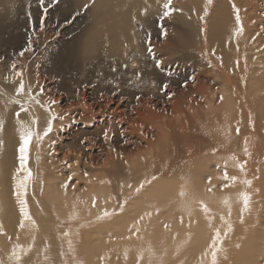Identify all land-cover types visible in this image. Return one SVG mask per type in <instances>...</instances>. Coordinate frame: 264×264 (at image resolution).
<instances>
[{
    "label": "bare ground",
    "instance_id": "1",
    "mask_svg": "<svg viewBox=\"0 0 264 264\" xmlns=\"http://www.w3.org/2000/svg\"><path fill=\"white\" fill-rule=\"evenodd\" d=\"M24 1L0 0V28H4V23H10L14 28L18 18L17 13L19 14L22 10ZM78 1L91 5L87 10L89 22L86 26L84 25L82 33L79 29L81 34L67 46L68 62L74 61V65L68 64L64 74L70 76L60 75L62 79L60 84L68 85L65 89L72 108L62 110L61 103L59 104L62 96L57 97L53 90L49 91V88H52L50 84L44 87L42 84L45 80L39 73L34 76L27 74L30 75L29 77H18L8 64L7 66L0 63V128H2L0 130V224L3 225V231L0 232V261H3V264L41 263V257L37 255L29 257L27 253L34 250L36 246L39 247L38 244H42L41 242L36 244L33 239L39 233L41 236V232L46 231L39 227L40 223L38 228L36 224L33 226L30 222L23 220L19 211V202L15 197L19 167L17 147L20 125L23 123L25 127L36 128L42 133L49 118L46 109L36 104L31 96H36L43 105H47L50 100H55L53 111L58 118L49 136L40 143H37L35 138L33 140L28 165L33 172V181L28 187V205L35 222L41 220L55 222L56 218H60L57 221L61 223L59 228L64 232L74 228L82 231L87 229V225L81 223L82 220L76 225L71 224L69 218L73 213L76 214L77 219L83 218L85 213L80 210L93 207V199L96 202L94 207H104L108 202L116 211L120 201L127 197L119 193V188L133 182L137 185L151 181L146 185L148 191L145 194L133 196L130 200L128 197V205L145 206L142 203L136 204L139 200L147 203L146 206L150 205L140 212L143 215L154 213L156 209L162 208L161 213L166 211L169 219L177 218L178 215L192 218L185 211V206L191 208V215L203 213L202 210L195 208L199 205L197 202L201 200L206 201L208 206L215 210H226L225 207H220L222 199L218 200L215 193L206 190L209 186V176L212 177V185L217 186L218 182L220 184L224 182L213 172H206V167L211 165L206 163L204 168L198 169L199 161L194 163V166L191 165L192 168L188 167L189 171H187L180 168L184 165L178 168L174 165L141 161V152V156L138 157L134 151H140L144 146H139L140 149L138 146L132 147L138 145L143 139L147 140L151 147L150 151L154 148L157 151L158 145L168 141H171L174 146V142L178 139L177 126L179 129L184 128V136L188 140L197 135L193 126H197L199 121L208 118L212 121L209 127L211 133L221 150L243 156L246 147L247 151L254 152L256 156L263 153L264 137L260 130L264 128V93L258 97L256 94L260 89L264 90V0H212L211 4L208 0H173V7L176 6V2L181 3L179 9L173 13L174 19L180 25L179 30L190 41L189 46H182L181 51H186L184 54L194 58L199 66V74L181 90L177 88L174 96L177 93H179L178 97L198 93L201 98L196 100L192 96L188 105L185 101L184 105L179 107L174 105L175 100L169 98V101L173 100L170 103L173 111L170 112L165 111L163 107L155 109V103L153 104L149 98L152 94L150 89L160 88L164 82L176 86L184 81V77L181 76L178 79L166 77L162 69L155 65V60H161L166 65L168 62L170 64L175 62V59L164 58L161 53L162 49L165 50L169 46L166 38H160L163 30L160 29L157 20V17H161L162 4L165 0ZM233 5L240 9L243 32L239 35H236L238 24L235 20ZM72 9L73 6L70 5L63 9L65 18ZM149 34L156 39L160 38L161 41L152 43L158 46L159 53L155 56V60L153 53L148 51L150 46L148 38H151ZM253 36H256L255 40ZM106 62H111L109 69H106L108 67ZM207 64H211L208 66L210 68H207ZM114 66L115 72L112 71ZM209 70L215 77L221 78L219 80L221 87L216 85L218 81L206 75ZM70 71L73 74H68ZM95 71H101V76H97ZM180 71L183 72L184 67H181ZM5 74L9 76L8 79L5 78ZM113 77L115 80H111ZM21 80L25 84L24 94L18 93ZM140 80L146 86H143L141 91L143 97L138 99L136 105L132 106L133 109L127 112L125 107L128 104H124V99H120L121 96L116 91L119 93L120 88L124 87L126 94L135 95L138 90L133 84ZM73 84L78 86H71ZM100 84L102 86H99ZM82 85L95 86L97 93L101 88L105 92L101 96L90 97L92 95L89 93L95 92ZM151 85L152 87H149ZM147 87L149 88L144 90ZM40 88L45 91L43 95H40ZM234 88L239 94L242 90L244 98L246 94L254 98L249 102L246 101L253 112V129H250L247 124V128L239 130V133L242 131L241 137L235 136L236 132L231 131L226 125V122L232 118L233 109L229 105V110L232 112L230 113L224 103L228 100L229 104ZM218 89H221L223 95L220 100L215 93ZM210 92L212 94L207 100ZM16 101H19V105L28 108V112L22 113L19 120L15 118V113L18 111ZM244 108L246 109L245 106ZM60 116H63V119H60ZM36 119H38V125L33 123ZM71 119L80 120L83 123L81 130L85 136H93L86 141L89 145L87 148H91V151L88 153L84 144L78 145L75 142L76 147H72V152H67L60 157L58 151L60 149L64 151L66 146L57 143L61 137H64L63 129L66 123L70 124ZM137 119L142 121L140 126L137 124ZM222 122L224 124H221ZM85 123L89 125L92 123L93 126H85ZM103 132L108 133L107 138L101 137ZM122 135H125V138H121ZM197 140V145L195 144L191 150L192 159L207 155L202 153L207 146V141L204 142L202 137H198ZM106 143L109 145L106 147L108 154H105ZM160 150L158 149L159 152ZM122 153L125 154L124 158L120 156ZM123 159L126 160L125 164L131 163V166L124 165ZM227 167L229 171L235 170L232 164ZM70 172L76 175L73 178L75 187L73 189L70 186L65 194L62 184L68 180ZM153 176L156 177L155 180L151 179ZM231 176L237 177L235 183L228 188L231 190L230 197L233 201L235 196L232 188L235 184L243 182V176L239 173L238 175L232 173ZM181 192L185 195L181 196ZM239 198L240 196L236 199ZM134 210L131 209L132 212ZM118 214L119 212L116 213ZM258 220L259 218L255 222L259 223ZM21 223L24 224L23 228L20 227ZM153 230L154 228H150L148 231ZM15 238H23L24 241L17 243ZM13 250L19 255V261L12 256Z\"/></svg>",
    "mask_w": 264,
    "mask_h": 264
},
{
    "label": "rangeland",
    "instance_id": "2",
    "mask_svg": "<svg viewBox=\"0 0 264 264\" xmlns=\"http://www.w3.org/2000/svg\"><path fill=\"white\" fill-rule=\"evenodd\" d=\"M176 3L177 4L174 7L178 10L181 3L179 1ZM69 5L73 6V9L70 14H67L68 18H65L63 15V9L69 7ZM44 7L48 8L46 14L43 12V7L39 4V0H25L22 10L19 14L17 13L18 18L16 24L18 25L15 24L13 28L10 23L3 24L4 28H0V63L8 64L10 67L11 64L15 62L17 64V69L13 71L16 72L22 70V77H29L30 75L34 76L37 73L42 75L45 80L42 85L48 87L50 84L52 88H49V91L53 90L54 93L57 94V97H59V95L62 96L61 100H59V104L61 103L60 105L64 111V109L67 110L73 107L70 104V99H67L68 95L66 94L65 86L68 87V85L60 84L62 80L60 75L66 73L64 71L65 67L68 64L69 66H71V64L72 66L74 65V61H70V63L68 62L69 53L67 51V46L73 43L74 39L83 32V29L89 22V11L87 10L91 5L89 3L82 4V2H79L78 0H58V2H56V0H46ZM28 13H30V15ZM45 16L46 18L44 19L42 30H39L41 18ZM157 20L160 24V29L163 30V34H159L160 38H166L169 43L167 49H162V56L166 59H175V62L172 64L168 62V65H166V63L163 62L160 68L166 77L170 79H178L181 76L182 78L184 77V81L176 86H173L169 82H164L160 88L150 89L153 95L150 93L151 95L149 98L152 100L153 104L155 103V109H162L163 107L165 108V111L170 112L173 111V106L170 104L173 100L176 101V99H178L177 102L174 101V105L179 107L184 105L185 101H187L186 104L188 105L193 97L196 100L201 98L198 93L187 94L185 97H178L179 93H177L174 96V92L177 88L181 90L199 74V66L194 58L190 57L188 54H184L186 51H181L182 46L188 47L190 41L179 30L180 25L175 21L174 14L163 19L157 17ZM84 22L86 23L84 24ZM149 36L151 37V53H153L154 56H157L159 53L157 50L158 46L152 43L153 41L160 43V38L156 39L150 34ZM30 39L33 50L31 52H26L23 57H19L18 53L26 46ZM255 39L256 36H253V40ZM192 49L195 50L196 48ZM66 53H68V55ZM110 58L113 59L112 56H110ZM106 64L108 65L106 69H109L111 62H106ZM206 66L207 68H210L208 66H211V64H207ZM168 67L171 70L168 69ZM181 67H184L183 72L180 71ZM203 69H205V67H203ZM94 73L97 76H101V71H95ZM68 74L73 73L70 71ZM206 75H209L212 80L218 81V84L216 85L221 87V81L219 82L221 78L215 77L211 70L206 72ZM64 76L66 75L64 74ZM8 77L9 76L5 74V78L8 79ZM111 80H115L114 77L111 78ZM68 84L70 85V83ZM133 85L137 87L138 90L135 95L126 94L124 87L120 88L119 93L116 91V93L121 96L120 99H124V104H128V106L125 107L126 111L133 109L132 106L136 105L139 101L138 99L143 97L141 93V91H143V86L146 87L141 80ZM164 85H167L166 89L164 88ZM71 86L76 87L78 85L73 84ZM82 86L95 92L89 93L92 95L90 97H93V95L101 96L103 92H105L101 88L97 93V89L94 88L95 86H92L93 88L90 85ZM99 86H102V84ZM149 87H152V85ZM149 87L144 88V90ZM215 93L217 94L218 100H220L223 96L221 89L216 90ZM263 93L264 90L260 89L256 96L258 97V95H262ZM211 94V92L208 94L207 100L210 99ZM244 96L245 98L243 97L242 90L239 94L234 88L229 104L227 103L228 100L224 103L225 108H228L229 112V105L233 109L232 118L228 122L225 121L226 125L230 127L231 131H235L236 133H234V135L238 137H241L242 131L237 133V128H239V130H244L245 127L247 128L248 124L249 128L253 129L252 125L254 123L252 119L253 112L249 109V103H246V101L249 102L250 99L254 98L252 95L246 94ZM169 98H172L173 100L170 99L169 101ZM138 120L139 119H137V124L140 126L142 121ZM69 122L70 124L66 123L65 128L63 129L62 133H64V137L60 138L59 143L56 142L58 145L63 144L66 146L64 151L62 149L58 151L60 157H63L67 152H72V147L75 146L76 143H78V145L84 144L88 153H90L91 148H87L89 145L86 144V141L93 136H85L82 133L81 127L83 123L80 120L71 119ZM221 124H224V122ZM196 125L197 126H193V128L197 135L192 137L194 138L193 140L192 138L186 140V137L184 136V128L179 129V126H177L178 139L176 141L177 143L174 142V146L171 141H168L167 143H162L163 145L155 144L158 145L156 148L159 147L158 149H161L160 152L158 149L156 151L155 148L153 151H150L149 149L151 147L147 140L143 139V141L139 142L138 145H134L132 148H136L137 146L144 147L141 149L139 147L140 151L135 150L134 153L138 157L142 155L141 161L147 160L151 163H158L159 165H174L178 168L180 165H184V167L180 168L187 169V171H189L188 167L192 168L195 165L194 163L200 161V164L197 163L198 169L204 168L207 163V165L211 166L206 167V172H213L217 178H220L223 175L222 168L225 164H227V166L229 164L234 165L236 171H229L227 167L228 174L231 176L232 173H237V175L239 173L243 176V181L247 179L251 180L252 183L250 186L246 185L244 182L235 184L232 188L233 195L235 196L233 201L230 197L231 190L228 188H222V184L219 182L218 185L213 188L212 192L215 193L217 199H222L220 207H225L226 210H215L209 205L208 207L211 210V215L214 217L212 224L214 227H219L223 231L226 225L220 220V216L223 215L227 217L230 206V221L233 228V231L227 236L222 245L224 251L218 252V262L219 264H264V149L263 153L259 155L261 159H259L260 157L256 156L252 151H247L243 156H239L233 152L228 153V151L221 150L218 146V142L214 140V136L209 128L212 125L210 119H203ZM85 126H93V124L91 123L89 125L85 123ZM79 128L80 130H78ZM260 132L264 137V128L260 130ZM182 133L183 135H181ZM104 135L105 132L101 134V137H105ZM198 137H202L204 142L207 141V146L204 147V150L202 151L203 154L207 155H201L192 159L191 150L195 144L197 145ZM121 138H125V135H122ZM108 146L109 145L106 143L105 154H108L106 148ZM93 150L96 151L95 148H93ZM156 153L160 155L158 156ZM124 155L125 154L122 153L120 156L124 158ZM233 156H235L240 163L246 162L245 169L242 172L238 167L237 162L231 159ZM65 160L68 161V159ZM123 163L124 165L131 166V163L125 164V159H123ZM70 173L73 178L76 177L74 172ZM143 184L144 186L139 192H137L136 189L140 187L141 183L136 185L133 182L127 185H122L119 188V193L125 194L127 197L120 201L119 207L116 211H114L115 209H113V206L109 205L107 202L104 207L96 206L94 208L81 209L80 211L85 213L84 215L82 214L83 218L80 217L81 219L69 218L71 219L69 220L70 223L76 225L82 220L81 223L87 225L85 231L78 230V228L75 230L74 228L68 232L70 233L69 236H65V232L59 228L61 223H58L57 221L60 220V218H54L56 220L55 222L46 220L36 222V227H38V223H40L39 227L43 228L46 232H41V236H39V233L37 237L33 239L36 244L39 242L42 244H38L39 247L36 246L34 250H30L27 253V256L34 257L37 255L38 257H41V263L39 264H201L202 261L203 264H211L212 249L210 245L214 236V231L213 227L209 226L208 219L204 213L199 212L198 214H192V218H185L183 215H178L177 218L174 217L169 219L167 212L165 211L161 213L163 209L159 208L156 209L154 213H151V216L140 214V212L146 210L150 205L148 204L146 206L147 203L139 200V202L136 201V204L142 203L145 206L134 207L133 205H128V201L133 196H140L148 191L146 187L148 183L143 182ZM244 193H247L250 196L249 210L247 212L242 211V197ZM238 196H240V198L236 199ZM225 199L231 204L228 203L226 205L224 203ZM125 200H127L126 204L124 203ZM121 206L123 207L122 212L120 211ZM195 208L202 210L199 205ZM131 209L135 210L132 212ZM164 209L166 210L167 208ZM105 210L110 213L114 212L115 214L102 220H98L97 217L102 216ZM117 212H119L118 215H116ZM141 216H144L143 220H140ZM181 217H183V223H181ZM241 218L243 219V222H241ZM257 218H259V223L255 222ZM137 222H139V231L132 229V225ZM165 224L169 227L165 228ZM62 227H64L63 224ZM150 228H154V230L148 231ZM48 229H50V231ZM15 239L17 240V243L24 241L23 238ZM69 240H71V248L69 247ZM237 245H239V247H237ZM141 256L143 257L142 259Z\"/></svg>",
    "mask_w": 264,
    "mask_h": 264
},
{
    "label": "snow or ice",
    "instance_id": "3",
    "mask_svg": "<svg viewBox=\"0 0 264 264\" xmlns=\"http://www.w3.org/2000/svg\"><path fill=\"white\" fill-rule=\"evenodd\" d=\"M56 2H58V0H56ZM212 0H208V3L211 4ZM46 3V0H39V4L41 5V7H43V12L46 14L48 11L47 7H44ZM233 8L235 10V20L238 24V27L236 28V35H239L240 33L243 32V24L241 21V17H240V9L236 8L235 5H233ZM146 11V10H145ZM175 11H177L176 8L173 7V0H165V2L162 4V13H161V18H167L170 17ZM30 15V13H28ZM45 17L41 18L40 21V29L42 30L43 27V23H44V19ZM203 18V17H201ZM166 35V33H165ZM149 45H150V38L148 41ZM33 50V46H32V42L31 39L28 41V43L26 44V46L18 53L19 57H23L25 55L26 52H31ZM148 51L151 53L152 52V48L149 46ZM153 59L155 60V56L153 54ZM163 64V61L161 60H156V66L160 67ZM11 69L12 70H16L17 69V64L15 62H13L11 64ZM124 67H127V65H124ZM112 71L115 72L116 68L115 66L112 68ZM16 76L18 77H22L23 76V71L22 70H18L15 72ZM137 75H139V73H137ZM164 88H167V85H164ZM40 95L44 94V89L40 88ZM18 93L19 94H24L25 93V84L23 82V80H21L19 86H18ZM31 99L38 105H40L42 108H45L46 111L49 113V118L47 121V125L46 128L43 130V132L41 133L40 131H38L36 128L33 127H25L23 125V123H21L20 125V129H19V142H18V147H17V151H18V161H19V167L17 169V177H16V186H15V197L16 200L19 202V211L23 216V220L24 221H28L30 222L33 226H35L36 222L33 219L31 213H30V209H29V205H28V187L29 184L33 181V172L31 171V168L28 167L29 162H30V153H31V148H32V144H33V140L35 138V140L37 141V143H40L43 141V139L47 136H49V134L52 133L53 131V126H54V122L55 120L58 118L57 114L53 111V106L56 104L55 100H50L49 103L47 105H43L41 104L40 99H38L36 96H31ZM222 99V98H221ZM17 105H18V111L15 113V118L17 120H19L20 116L22 113H27L28 112V108L19 105V101H16ZM60 119H63V116L59 117ZM34 124L38 125V119L33 121ZM0 130H2V128H0ZM237 133H239V128L236 129ZM227 135V132L225 133ZM108 133H105V138H107ZM245 153H247V148L245 147L244 149ZM250 155V153H249ZM231 159L233 161L237 162L238 167L241 169V171H243L245 169V165L246 162L244 163H240L239 161H237V158L235 156L231 157ZM37 160H39V157H37ZM222 172L223 175L220 177V179L222 181H224V183L221 185L222 188L226 189L229 188L230 185L234 184L235 181L237 180L236 176H230L228 174V170H227V164H225L222 168ZM22 173V175H21ZM85 175H87V173H84ZM152 180H155L156 177L153 176L151 178ZM212 181V177L209 176L208 177V184L209 186L207 187V191L208 192H212L213 188L215 187V185L211 184ZM148 183H150L151 181H146ZM246 185H251L252 181L251 180H247L245 179L243 181ZM75 187V182L73 180V176L72 174H69L68 180L65 181L62 184V188L65 191V194H67V191L69 189V187ZM144 184L141 183L140 187L136 189L137 192H139L142 188H143ZM185 193L181 192V196H184ZM243 212H247L249 210V204H250V196L247 193L243 194ZM95 199H93L92 205L93 207L95 206ZM124 203H127V200L124 201ZM197 203H199V205L202 208V211L204 213V215L206 216V218L208 219L209 222V226L213 227V231H214V236L211 240V264H219L218 262V252H223L224 249L222 247L225 239L227 238V236L233 231L232 228V224L230 221V216H231V208L229 206V210H228V214L227 217L225 216H220V220L224 222V224L226 225V227L224 228V230L222 231L221 228L219 227H214L212 224V221L214 219V217H212L211 215V210L208 207V205L204 202V201H198ZM224 203L227 205L229 202L227 199L224 200ZM120 211H123V207H120ZM185 211L188 212V215L191 216V208L189 206H185ZM115 213L112 212L110 213L109 211L105 210L103 212L102 216H98L97 219L98 220H102L106 217H110L112 215H114ZM145 215L151 216V213H146ZM71 219H76L77 216L75 213H73L70 217ZM144 216L140 217V220H143ZM241 222H243V219L241 218ZM138 223H135L132 225V229L139 231L138 228ZM181 223H183V217H181ZM20 227L23 228L24 224L21 223ZM169 226L167 224H165V228H168ZM3 231V225L0 224V232ZM65 236H69L70 233L65 232L64 233ZM10 239V238H9ZM69 243V247H72L71 244V240L68 241ZM237 247H239V245H237ZM12 256L15 257L17 259V261L20 260L19 255L17 254V252L15 250H13L12 252ZM143 257L141 256V259ZM0 264H3V261H0ZM201 264H203V261L201 262Z\"/></svg>",
    "mask_w": 264,
    "mask_h": 264
}]
</instances>
